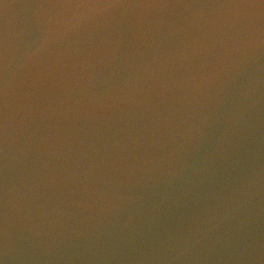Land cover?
Instances as JSON below:
<instances>
[{
  "label": "water",
  "instance_id": "obj_1",
  "mask_svg": "<svg viewBox=\"0 0 264 264\" xmlns=\"http://www.w3.org/2000/svg\"><path fill=\"white\" fill-rule=\"evenodd\" d=\"M260 2L0 0V218L79 231L120 190L142 197L146 242L26 264H264V49L212 7ZM249 168L262 179L242 210Z\"/></svg>",
  "mask_w": 264,
  "mask_h": 264
},
{
  "label": "clouds",
  "instance_id": "obj_2",
  "mask_svg": "<svg viewBox=\"0 0 264 264\" xmlns=\"http://www.w3.org/2000/svg\"><path fill=\"white\" fill-rule=\"evenodd\" d=\"M50 9H79V5H48ZM205 7V6H202ZM218 23L233 31L245 41L255 44L257 51L264 49V0L259 4L232 3L212 6ZM198 10L195 15H203ZM64 12H54L53 21ZM47 44V41L45 42ZM37 49L32 55L39 54ZM237 68L244 71V63L236 57ZM236 136L243 141L250 135L248 108L241 102L237 106ZM262 177L249 168L240 177V208L243 210L254 200ZM141 193L134 186L120 190L119 195L100 203L96 207L99 216L97 223L79 231L56 229L37 223L34 227L20 226L13 220L7 206L0 218V264H26L30 261H59L78 257L86 253L130 248L144 243L137 217L141 211ZM250 228V219H245L243 211L236 226L234 241L240 250L247 252L251 247L245 232ZM190 246V245H189ZM181 250H186L182 248Z\"/></svg>",
  "mask_w": 264,
  "mask_h": 264
}]
</instances>
